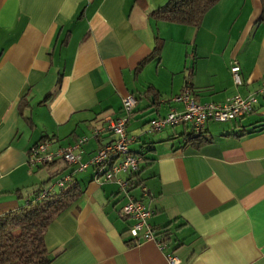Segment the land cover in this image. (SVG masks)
I'll return each instance as SVG.
<instances>
[{
    "label": "crops",
    "instance_id": "1",
    "mask_svg": "<svg viewBox=\"0 0 264 264\" xmlns=\"http://www.w3.org/2000/svg\"><path fill=\"white\" fill-rule=\"evenodd\" d=\"M166 1L0 0V215L24 205L15 190L45 179L27 164L30 147L43 139L52 151L69 147L122 116V98L136 100L126 145L141 170L123 192L105 169L67 165L56 180L82 193L45 232L49 264H168V256L264 264V10L260 0H219L191 27L150 15ZM186 81L200 104L254 94V110L223 127L206 123L200 146L187 140L188 126L144 134L151 120L182 110L171 99ZM112 140L89 139L80 160ZM128 198L151 212L155 235L167 230L166 240L156 236L160 248L131 241L133 220L119 214Z\"/></svg>",
    "mask_w": 264,
    "mask_h": 264
},
{
    "label": "built area",
    "instance_id": "2",
    "mask_svg": "<svg viewBox=\"0 0 264 264\" xmlns=\"http://www.w3.org/2000/svg\"><path fill=\"white\" fill-rule=\"evenodd\" d=\"M234 86L241 85L239 76V66L233 64L229 68ZM180 103L182 110L179 112L170 111L162 117L155 118L148 123L147 131L157 133L166 127L177 125H190L195 131H199L206 123H228L241 119L253 112L256 104V97L250 94L246 97L234 95L219 104L198 103L190 89L184 86L180 93L171 99ZM136 100L132 95H127L121 99L122 116L116 119H107L106 123L99 128L91 130L89 136L78 138L75 143L66 148L49 150L50 141L43 139L33 145L27 152V164L29 167L48 164L56 159L63 160L68 165L76 166V171H83L88 166L98 169H105L103 172L106 181H114L121 191H126L129 182L126 179L116 178L118 174H131L137 171L141 159L132 155L127 149L126 124ZM105 134L111 135L113 140L100 147L88 159L87 162L80 160V148L89 139L99 138ZM60 183H57L59 186ZM145 195L144 189L142 190ZM44 194L41 195L43 197ZM119 214L133 220V224L128 228L127 233L133 242L137 244L141 240H154L160 248L161 244L156 239L155 231L147 224V219L151 212L147 210L141 202L128 200L120 207ZM168 264H177L175 257H167Z\"/></svg>",
    "mask_w": 264,
    "mask_h": 264
},
{
    "label": "trees",
    "instance_id": "3",
    "mask_svg": "<svg viewBox=\"0 0 264 264\" xmlns=\"http://www.w3.org/2000/svg\"><path fill=\"white\" fill-rule=\"evenodd\" d=\"M218 1L219 0H167L162 6L151 11L150 15L172 24L198 27L203 15ZM260 3L264 10V0H260ZM158 51L159 48L155 47L151 56H157ZM184 86L190 89L187 81ZM150 93L155 94V91L153 88L148 87L145 94ZM181 126H188L189 131L186 134V138L194 145L200 146L209 142V138L203 136L202 133L204 126L199 131H195L190 125ZM254 129L255 128L250 131L251 134L263 130L262 127H256V130ZM143 133L149 134L152 132H148L146 128ZM95 152L96 151H94L90 157ZM88 159L86 161L81 160V162H87ZM146 164L147 163H145V165ZM67 165L68 164L61 159H56L48 164L37 165L35 167H38V170H44L45 179L35 188L24 191L15 190L14 193L16 198L24 201V205L16 210L0 215V264L50 263L51 259L48 256L44 243L45 232L53 219L60 212L67 209L82 193L76 182H70L64 185V182H66L64 177L56 180V178L62 175L66 170ZM68 166H73L74 171H76V166ZM140 170L141 169L138 168L136 172L129 174L126 180L129 182L133 177L138 175ZM57 183H60V185L57 186ZM55 187L57 188V192L52 190ZM42 194H44L43 197H41ZM160 230V233L156 236H161L166 240L168 237L167 230Z\"/></svg>",
    "mask_w": 264,
    "mask_h": 264
},
{
    "label": "rangeland",
    "instance_id": "4",
    "mask_svg": "<svg viewBox=\"0 0 264 264\" xmlns=\"http://www.w3.org/2000/svg\"><path fill=\"white\" fill-rule=\"evenodd\" d=\"M226 124H220V123H217V124H213V123H211L210 124V126H212V127H219V126H221V127H223V126H225ZM148 125H145V127H147Z\"/></svg>",
    "mask_w": 264,
    "mask_h": 264
}]
</instances>
